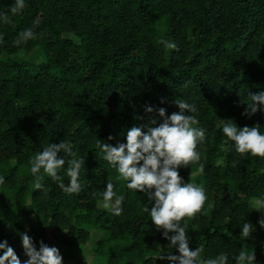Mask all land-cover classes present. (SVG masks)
<instances>
[{
	"label": "trees",
	"instance_id": "trees-1",
	"mask_svg": "<svg viewBox=\"0 0 264 264\" xmlns=\"http://www.w3.org/2000/svg\"><path fill=\"white\" fill-rule=\"evenodd\" d=\"M50 240L264 264V0H0V264Z\"/></svg>",
	"mask_w": 264,
	"mask_h": 264
},
{
	"label": "rangeland",
	"instance_id": "rangeland-1",
	"mask_svg": "<svg viewBox=\"0 0 264 264\" xmlns=\"http://www.w3.org/2000/svg\"><path fill=\"white\" fill-rule=\"evenodd\" d=\"M193 174H196V172H193ZM30 223V221L28 222ZM12 230V228H10ZM98 236L96 234H93V238L91 239V242L88 243L86 246L84 253L87 255L86 258H90L91 254V248L94 243L97 242ZM50 243L52 245V248L54 249L55 256L52 260L49 261V264H74L77 261V255L76 254H66L67 252V246L63 245L61 243H58L54 240H50ZM264 256V253H263Z\"/></svg>",
	"mask_w": 264,
	"mask_h": 264
}]
</instances>
